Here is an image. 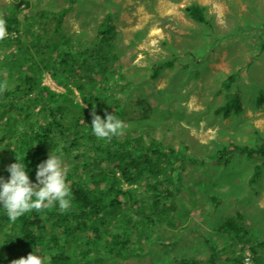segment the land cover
I'll use <instances>...</instances> for the list:
<instances>
[{"label": "trees", "instance_id": "1", "mask_svg": "<svg viewBox=\"0 0 264 264\" xmlns=\"http://www.w3.org/2000/svg\"><path fill=\"white\" fill-rule=\"evenodd\" d=\"M67 1L68 5L58 10L40 9L33 16L20 17L11 10L0 13L6 28L0 37V176L8 178L6 168L16 162V154L25 159L29 179L35 183L36 166L52 150H58L70 163L66 181L72 194V202L63 212L53 204L9 222L0 209V264L26 257L33 248L46 254L49 264H79L73 256L74 247L81 246L82 261L98 248L113 256L130 254L129 246L141 242L147 223H159L156 215L164 217L178 207L176 189L186 168L184 162L177 163L181 156L174 147L161 144L148 132L107 139L92 134L93 106L101 118L107 111L121 120L129 106L142 108L145 116L152 107L143 98H109L111 65L117 59L114 14L102 17L96 39L89 41L88 48L76 50L78 40L61 30L75 5V0ZM186 11L195 22L208 23L204 6L192 3ZM22 20H30L31 36L21 33ZM174 64L173 59L155 64L151 78ZM46 72L62 84L63 93L43 85ZM236 81L233 73L224 80L227 100L214 110L216 116L227 119L244 112L242 95L234 88ZM72 87L82 96L83 104L75 101ZM257 106H264V92ZM235 155L264 159V142L253 147L230 144L208 160L228 166ZM263 168L264 160L255 167L253 182L259 180ZM139 191L144 195L141 199L136 196ZM218 230L249 253L251 264H263L260 250L264 243L251 239L242 214L227 219ZM245 258L238 254L232 264H246ZM220 260L219 251L211 246L206 260L189 257L178 264H220Z\"/></svg>", "mask_w": 264, "mask_h": 264}, {"label": "rangeland", "instance_id": "2", "mask_svg": "<svg viewBox=\"0 0 264 264\" xmlns=\"http://www.w3.org/2000/svg\"><path fill=\"white\" fill-rule=\"evenodd\" d=\"M192 3L206 8L208 23L189 17L186 8ZM67 5V0H0V13L11 10L20 17L33 16L40 9ZM108 12L114 14L118 31L109 98H143L152 107L145 116L142 108L129 106L122 135L150 133L179 152L177 163L184 162L186 172L176 189L177 210L164 217L156 215L160 221L155 225L147 223L139 247L129 246L132 253L113 256L98 248L82 261L81 246L74 247V261L178 264L182 258L206 260L213 246L220 253V264H232L238 254L251 264L249 253L230 243L218 229L240 213L251 239L264 243V168L259 180L252 181L255 167L264 159L235 155L228 166L208 159L230 144L253 147L264 142V106H257L264 92V0H75L62 34L78 40L76 50L88 48ZM29 22L22 20L24 36L32 35ZM171 59L173 68L162 69L152 79L154 65ZM232 73L237 75L234 88L241 93L245 109L240 116L226 119L214 110L227 100L222 85ZM42 83L64 92L47 72ZM74 97L83 104L76 89ZM63 161L67 168L70 163ZM139 194L138 199L144 197ZM260 257L264 264V248Z\"/></svg>", "mask_w": 264, "mask_h": 264}, {"label": "clouds", "instance_id": "3", "mask_svg": "<svg viewBox=\"0 0 264 264\" xmlns=\"http://www.w3.org/2000/svg\"><path fill=\"white\" fill-rule=\"evenodd\" d=\"M5 32V23L0 20V37ZM90 128L95 137L107 139L122 135L124 122L115 113L109 114L107 111L101 118L93 106ZM15 160L6 168L10 174L8 178L0 176V209L9 222L16 221L31 210L39 211L53 204L61 212L69 208L72 194L66 181L67 169L61 152L52 150L47 159L36 166L35 183L29 179L25 159L15 154ZM11 264H49V260L46 254L33 248L26 257L12 260Z\"/></svg>", "mask_w": 264, "mask_h": 264}, {"label": "bare ground", "instance_id": "4", "mask_svg": "<svg viewBox=\"0 0 264 264\" xmlns=\"http://www.w3.org/2000/svg\"><path fill=\"white\" fill-rule=\"evenodd\" d=\"M51 224V223H50ZM91 230V229H90ZM110 230V229H109ZM83 233V232H82ZM96 233V232H95ZM94 241V240H93Z\"/></svg>", "mask_w": 264, "mask_h": 264}]
</instances>
